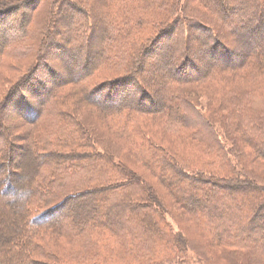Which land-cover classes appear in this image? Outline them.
Segmentation results:
<instances>
[{
    "label": "trees",
    "instance_id": "trees-1",
    "mask_svg": "<svg viewBox=\"0 0 264 264\" xmlns=\"http://www.w3.org/2000/svg\"><path fill=\"white\" fill-rule=\"evenodd\" d=\"M190 1L136 0L135 4L138 2L145 4V10L137 9L139 12L136 14L137 19L132 18L136 9L132 10L130 16L121 22L109 18L110 15L104 13L105 23L102 26H106V29L101 30L103 34L98 37V54L94 61L90 60V45L95 32V17L88 9L93 6L90 0H0V13H3L0 18L6 20L8 16H12L0 30V35L3 36L0 48L5 51L10 43L24 39L28 32L25 26L28 25L29 18L23 13L19 17V23L18 21L14 23V27L11 25L15 21L12 20L17 11L14 7L16 4L13 3H20L22 7L26 6L34 11L41 2H47L50 10L56 8L55 15L59 16V5L64 2L69 6L75 12L73 14L69 12L67 15L65 32L60 35L61 38H65V46H61L63 43H49L56 34L57 20L51 21L52 24L50 26L48 24L46 28L44 25L43 35V32L39 33L43 38L40 50L45 54L61 51L72 57L76 56L77 59L78 56L82 57L78 62L81 72L75 77L65 76L66 81L61 90L79 87L78 101L84 104L85 108L88 106L101 116L103 119L101 123L110 134L107 136L124 145L136 163L144 169L152 168L151 166L160 168L162 177L169 178L166 183L168 189L173 190L176 185L184 184L181 189L187 188L188 195L180 191L178 196H172V199L187 211L193 229L205 237V245L223 248L222 257L231 264H264V205L260 206V203L264 202V184L256 182L253 174L250 175L253 172L246 165H243L242 170L237 169L235 173L233 172L232 177L218 176L220 177L218 180H210L216 177L211 174L210 178L206 177L209 175L206 173L207 170L213 168L212 165L217 159L220 164L231 158L227 146L219 139L220 135L227 142L231 140L230 137L235 138L232 140L233 142L236 140L235 149L230 148L234 158L241 156L250 162L253 161L254 156L249 157L251 152H242L238 143L241 137L259 160L264 159V129L261 124L264 117L256 110L246 108L244 111L245 96L248 95L246 89L239 92L232 90L230 94L222 95L228 102L224 105L221 103L218 107L219 111L220 109L226 111L223 115L219 114L218 120L214 116L198 111L197 106L190 100L189 91L195 83L202 84L201 89H206L210 85L224 81L220 79L225 77V70L230 71L229 74H236V77L241 76V80L247 74L264 76V0H196L199 8L192 6ZM235 1H238L239 5L235 6L233 4ZM75 13H79L78 16ZM208 15H212L213 18ZM150 16L159 19L154 24L155 27L163 25V28L168 25L169 29L163 33L164 35L168 33L167 37L178 29V48L170 46L169 51L164 53L162 62L166 63L165 70L177 73L179 77L166 79L162 96L157 97L156 102L146 88L140 82L132 80L129 75L121 76L115 81L104 82L89 92L83 91L84 85L79 84L89 78L100 64L107 62L114 49H119L122 54L135 49L131 39H136L138 44L139 36L142 34L137 38L135 36L145 26L143 18H147L151 23ZM226 21H229V30L224 28ZM80 22H83V27L76 38L74 32L77 23ZM208 22L213 26L223 27L225 36L230 37L231 42L241 52L238 53L223 43L222 39L225 36H217L215 30L207 25ZM193 29L200 35L197 51H193L199 52L198 54L205 58L213 56L225 65H215L203 72L197 69L190 58ZM15 31L18 33L13 37ZM123 31L131 32V35L123 34ZM157 38H160V35L156 34L155 37L143 42V52L146 51V54L153 52V44ZM30 45L31 43L29 49L32 47ZM3 49L0 50V55L4 53ZM79 49H82V52L80 50L82 55L80 52H74ZM120 58L121 56H118L117 61L113 59L111 62L119 64L122 59ZM129 61L132 63L133 59L130 57ZM217 66L225 70L217 69ZM126 67L130 69L131 64ZM63 68L65 72L70 73L75 70H69L64 65ZM51 72L52 70H43L44 75L49 73L50 78L53 74ZM37 73L35 68L31 70L30 77L27 80L22 78L16 89L22 86V91L28 92L33 98H38L40 102L38 107L31 106L27 99L22 98H17L15 102L17 106L11 105L10 103L14 102L11 98L15 92L11 90L8 96L0 98V110L8 109L10 106L16 110L19 108L18 103L24 102L25 106H31L36 114L37 112L40 114L41 110L44 115L48 109L55 112V108L58 107L62 111L54 113L51 129L56 131L52 133L45 131L44 134L48 133L44 135L48 136L46 139L43 134L39 135L43 136L39 140L38 137L32 139V136H28L24 139V146L19 148L9 141L12 134L10 129L5 127L4 118L0 115V264H53L49 260L39 263L43 260L41 258L48 256L65 262L61 255L48 252L52 250V246L44 244L45 237L56 241L53 239L54 235L72 237L73 242L79 247L78 252L84 248L87 238L94 239L95 243L91 241L92 246L86 248L85 253V257H89L94 264H184L183 256L189 250V242L181 230L175 233L165 220V216L160 214L161 203L158 193L139 178L141 176H132L126 162L100 146L87 124L89 122L85 123L70 114L74 113L68 110L67 105L79 111L76 107L78 104H75V107L70 104V96L63 91L58 92L61 87L45 90L44 86L41 89L40 81H36ZM194 74L197 75L193 76ZM54 79H58L57 75ZM32 84L40 87V92L27 89ZM262 85L264 86V83ZM132 89L136 90L135 95L139 94L137 107L128 109L124 106L125 102L119 105L112 104V92L123 93L128 97ZM103 90L106 93L100 98V92ZM98 96L99 101L96 99ZM55 97H57L55 102H52ZM143 117L151 118L149 124L154 121L155 125L158 124L165 130L163 131L165 133L169 129L183 131L184 139L189 140L186 148L201 158L206 157L205 151H208L209 158L206 157L204 161L191 157L188 162L184 160L185 158L171 153L167 147L156 143L154 136L153 138L146 134H137L133 123L137 120L143 124L144 120L141 119ZM30 121L37 122V118ZM150 133L157 135L152 131ZM258 143L263 145L258 146ZM22 149H25L22 156L25 168L21 160H14ZM196 193H200L204 199L207 197L218 203L227 200L228 203L223 204L221 210L215 206H200L194 196ZM257 194L262 195L263 199L256 201L255 204L250 203L249 198ZM76 198L78 201L71 205L75 211L63 212L66 204L75 201ZM187 199L190 206L185 204ZM107 202L110 203L106 204ZM99 204L104 207H99ZM99 208H102L100 212ZM166 211L168 209L165 208V213ZM119 212L121 214L118 218L121 222L112 218ZM97 213L98 216L95 217ZM227 215L233 220H239L238 225H235L230 233L220 227V221L227 220ZM125 223L129 228L125 227L127 225ZM77 254L73 252L70 260L77 258ZM70 260L65 263L71 262Z\"/></svg>",
    "mask_w": 264,
    "mask_h": 264
},
{
    "label": "rangeland",
    "instance_id": "rangeland-1",
    "mask_svg": "<svg viewBox=\"0 0 264 264\" xmlns=\"http://www.w3.org/2000/svg\"><path fill=\"white\" fill-rule=\"evenodd\" d=\"M77 1V0H76ZM136 0H90V2H93V6L89 7V11L91 10L90 13H93L95 19H94V38L91 41L90 45V60L95 61L96 55L98 54V49H97V43H98V37L103 34L101 30L106 29V26H102L105 23V14L110 15L109 18L112 19H118L120 22L125 19V17L130 16L132 10L135 11V14L132 16V18H136L137 9L139 10H145V4L143 2H138L135 4ZM30 1H28L29 5ZM42 3V2H41ZM38 6V8L34 11H31L28 7L22 5L20 3H13L16 4L14 7H16V14L13 15L14 21L11 25L14 27V23H19V17L23 13L26 17L28 16V25L25 26L26 30L28 31L25 34L24 39H17L13 43H10L8 47H6L5 51L3 48L2 51L4 53L0 55V98L6 97L9 95L8 92L15 91L14 95L12 96L11 99H14L13 103H10L11 105H16V100L17 98H22L23 100L27 99V102L31 106H35L36 108L40 104L38 98H33L32 95H30L28 92L26 93L25 91H22V86L18 89H16L17 84L20 82L22 78H27L30 77L31 70L34 68L37 70L36 74V81H40L41 84V89L44 88L45 90H54L58 89V92H62L64 94H68L70 96L69 102L75 107V104H78L77 109L80 111H76L73 108H71L70 105L68 106V110L72 111L74 114L70 113L73 116H76L78 119H82L85 123H87L92 130L93 135L99 142L100 146L107 150L110 154L115 155L116 157L120 158L122 161L126 162L131 170V175L134 177L141 176L142 180H144L149 186H152V188L158 193L159 197V203L160 205V214L162 213L165 216V220L167 221L168 224L171 225V227L175 230L174 232L177 233L178 230H181L183 232V235L186 237V239L189 242V250L185 253L183 256L184 259V264H231L229 261H225L222 257L224 249L220 247V249L215 248V247H208L205 245V237H203L199 232H196L193 229V226L191 222L189 221V216L187 214V211L178 205L175 200L172 199V196H178L179 192H185V195H188V189H181L182 185H176L173 190L168 189L166 186V183L168 182L169 178L162 177V172L160 171V168H152L144 169L140 164L136 163V160L130 155L128 152L127 148L122 145L119 142H116L115 140H112L110 135L108 134L107 130L105 127L102 125L103 120L101 116L97 112H93L91 109H89L88 106L82 104L81 102L78 101L77 96L79 97V87L77 88H66L64 90H61L63 87L62 85L66 81L65 76H68L67 78L70 77H75L81 72V68L78 62L81 61V56H78V59L76 56L72 57L70 54L66 52H61L58 51L50 53V54H45L43 51L40 50V42L43 40L42 35L44 34V25L45 28L46 26H50L51 21L57 20L56 28H55V33L53 35V39L49 41L50 44H59L63 43L61 46H65L64 44V39L61 38V33L65 32L64 25L67 20V15L69 12H75L72 11V9L65 5L63 2L62 4L59 5V15L56 14V8H53L50 10L49 8V3L44 2ZM27 4V3H26ZM190 4L196 8H199L200 5H198L196 0H191ZM233 4L239 5L238 1L233 2ZM80 5V3H79ZM11 6V5H10ZM62 12V13H61ZM111 12V14H109ZM105 13V14H104ZM3 14V13H2ZM0 13V16L2 15ZM79 13H75L76 16H78ZM101 16H100V15ZM104 14V15H103ZM133 14V13H132ZM103 15V16H102ZM209 17H212V15H208ZM157 20L155 21V19ZM12 19V16H8L6 20ZM108 19V18H107ZM149 19L151 20V23H149V20L147 18H143L145 21V26L142 27V29L137 32L136 38L139 36V42L137 44L136 39H131V43L134 44L135 49L132 51H128L127 54H122L120 53L119 49H114L112 56H108L107 62L104 61V63L100 64L99 67L94 70L92 74H90L89 78H86L83 80V83H80L79 85H84L83 86V91H91L94 87L100 86V84H103L104 82L107 81H115L117 78H120L121 76H126L129 75L130 78L132 77V80L135 82H140L144 88H146V91L148 94H150L154 102L155 100L159 98V96H162L163 93V85L166 82L167 78H177L179 75L177 73H171L165 70V64L163 61V55L164 53H167L169 50L170 46H175L178 48V29L173 31L171 36L167 37L166 33L165 35L163 34L165 31L169 29L168 25L163 27L158 26L155 27L154 24L159 20L158 17H153L150 16ZM5 19L0 18V30L3 28L4 24H6ZM112 21V20H111ZM50 22V23H49ZM113 22V21H112ZM64 23V24H63ZM128 23V22H127ZM83 22L77 23L76 29L74 32V36L77 38L79 30L83 27ZM229 21L225 22L224 28L226 30H229ZM10 25V24H9ZM209 27H212L215 32L217 33V36L219 35H224L225 32L223 30V27H219L217 25L211 24L210 22L207 23ZM12 27V28H13ZM18 27V24L17 26ZM101 27V28H100ZM48 29V28H47ZM43 32V33H42ZM111 32V30H109ZM159 32V33H158ZM17 31H15L12 36L14 37L17 35ZM39 33H42V35H39ZM113 34V30H112ZM123 34L131 35V32L129 33L128 31H123ZM156 34L160 35V38H157L158 40L156 41L155 44H153V52L146 54V51L143 52V47L142 43L145 42L148 38L155 37ZM39 36V38H38ZM165 36V37H164ZM199 33L197 32L196 29L191 30V45H192V56L190 55V58L194 61V63L197 66V69L200 72H203L204 70H207L208 68L215 66V65H225V63L220 62L216 60L213 56L210 57H203V55L198 54L197 52H194L193 50H196L198 48L199 44V38H198ZM47 37V35L45 36ZM44 37V38H45ZM167 37V38H166ZM27 40V41H26ZM3 41V36L0 35V45ZM27 43H26V42ZM48 41V40H47ZM141 41V43H140ZM221 41V40H220ZM223 43H225L228 47L236 50V52L240 53L239 48L235 46L231 42V38H227L226 36L222 39ZM113 41H111L112 43ZM26 43V44H25ZM29 43H31L30 46L31 49H29ZM222 43V44H223ZM128 44V43H126ZM27 45V46H26ZM76 46V45H73ZM49 47H52V45H49ZM52 49V48H50ZM82 52V49L75 50V53ZM139 51V52H138ZM80 52V54H81ZM138 52V53H137ZM141 52V54H140ZM145 53V54H143ZM43 54V55H42ZM122 54V55H121ZM79 55V54H78ZM82 55V54H81ZM189 55V54H188ZM92 56V57H91ZM116 56V57H115ZM118 56H121V62L118 63H112L113 59L116 60ZM133 59V62L129 61V59ZM238 57V56H236ZM177 60V59H176ZM117 61V60H116ZM109 62V63H108ZM75 63V66H74ZM163 63V64H162ZM130 69H127L126 66L130 65ZM64 67L72 70L75 69L74 72H65ZM175 65V64H174ZM177 66V65H175ZM217 66V69H222L225 70V68ZM47 69L48 71L52 70L51 73V78L48 74L43 73V70ZM225 77L220 79L224 80L222 82H217L214 85L208 86V88H202V84L195 83L194 85L191 86L190 91V100L194 103V105L197 106L198 111H202V113H205V115H210L214 116L216 120H218L219 114L226 113V111L220 109L218 110V107L220 106L221 103L226 104L228 102L227 99L222 98V95L224 93L230 94L232 90L234 91H240V90H248V95L245 96V105L244 106V111L247 110H256L259 112V114H262L264 117V86L262 85L264 83V76H254L253 74H247L243 80H241V76L236 77V74H229L227 70H225ZM194 73V72H192ZM183 74V73H181ZM245 74V73H243ZM55 75H57L58 79L55 80ZM197 74H194L193 76H196ZM128 76V77H129ZM192 76V75H191ZM244 77V76H243ZM50 79V80H49ZM260 79V80H258ZM25 80V82H27ZM196 80V79H195ZM210 81V80H209ZM24 82V84H25ZM211 83V82H210ZM255 83H261V85L257 86ZM86 84V85H85ZM134 84V82H133ZM209 84V83H208ZM200 87V88H199ZM26 88V87H24ZM32 89L33 91H38L40 92V87H36L35 84H32L31 86L27 87V89ZM237 90H235V89ZM30 89V90H31ZM132 91V92H131ZM129 93L131 95H128V97H125V94L123 93H113V101L112 104L115 103L116 105L121 104L122 102H125L124 106H127L128 109L131 107L135 108L137 107V101L139 100V94H137L136 90L132 89ZM41 92V94H43ZM106 91L103 90L100 92V98H103L105 95ZM40 94V95H41ZM63 94V95H64ZM217 94L218 97H214ZM214 95V96H213ZM96 98L97 100L99 99ZM38 97V96H37ZM158 97V98H157ZM55 97L52 102H55ZM216 99V101H215ZM1 100V99H0ZM101 100V99H100ZM99 101V100H98ZM150 103V102H149ZM146 103V104H149ZM18 111L13 109V107H9L8 109H1L0 110V115L3 116L4 118V125L5 127L7 126L10 129V133L12 134L9 138V141L13 143L14 146H17L19 148L22 146L25 141L24 139L26 137L32 136V139L35 137H38V140L43 137L45 131L46 132H54L56 129H51L53 127V119L55 118L56 112L62 111L61 108L58 107L55 108V112L50 109H48V112L45 113L44 115L42 114L40 110V114L35 111H33V108L29 105H26L24 102H20ZM17 106V105H16ZM86 109V110H85ZM216 112V113H215ZM69 113V112H68ZM214 113V114H213ZM94 114V115H93ZM216 114V115H215ZM126 115V114H125ZM38 116V117H37ZM33 118H37V122L35 121H30ZM40 118V119H39ZM39 119V120H38ZM143 121V124L140 122L135 121L133 123L134 128L137 130V134H146L149 135L150 137H155V142L159 143V145H162L164 147H167L171 153H174L178 155L179 157L185 158V161L190 162L191 157L197 158V159H206L209 158L210 154L208 151H203L205 153L206 157H198L197 155H194L188 148L187 142L189 140L184 139V134L183 131L181 130H175V129H169L167 133L163 132L165 131L162 129L158 124L155 125L154 121H151L149 124V121L152 120L149 117H143L141 118ZM146 120H148L146 122ZM262 122L261 124L263 125L264 129V119H261ZM233 121V120H232ZM260 121V120H259ZM258 121V122H259ZM93 124V125H91ZM97 124V125H95ZM117 124V123H116ZM161 126H163V123H161ZM217 127H219V123H217ZM163 133H161V131ZM43 131V133H41ZM150 131L155 132L157 135H153L150 133ZM237 133V132H236ZM43 134V136H39ZM237 137L239 136L238 133L236 134ZM48 136H44L46 139ZM52 137V136H51ZM153 137V138H154ZM231 140L229 142L225 141L224 138H222V135H220V140L224 143V145L227 146V149L229 150L231 154V158L226 159V161H222L219 164V160L217 159V162L213 163V168H209L206 173V177L210 178L211 175L216 176L213 178H210V180H218L220 177L218 176H224V177H232L234 176L233 172L235 173L238 170H242L243 165H246V167H249V169L253 172L250 175H252L256 180V182H260L262 185L264 184V159L259 160L252 152L250 151L249 147L243 142L242 138L239 137L238 143L241 145V149L243 150L242 152H247L250 153L249 157H253V161L246 160L244 157L239 156L237 159L234 158L233 154L231 153V149H235V142H233L235 139L234 137H230ZM228 139V138H227ZM153 140V139H152ZM233 140V141H232ZM229 145V146H228ZM263 145V144H259ZM24 146V145H23ZM231 148V149H230ZM260 149V148H259ZM238 150H240L238 148ZM262 152V149H261ZM25 153V149H22L20 154L15 156L14 160H21V164L25 168V161L24 158L22 157L23 154ZM256 153V152H255ZM239 154V153H238ZM237 155V154H235ZM247 158V157H246ZM205 161V160H204ZM246 161V163H244ZM15 164L13 163V166ZM149 165V164H148ZM242 165V166H241ZM16 167V166H15ZM238 167V168H237ZM20 169V168H18ZM22 170V169H21ZM130 172V171H129ZM137 173V175H136ZM211 174V175H210ZM170 177V175H167ZM210 176V177H209ZM245 178L247 175L244 176ZM218 178V179H217ZM20 187V185H19ZM152 193V192H151ZM153 194V193H152ZM173 194V195H172ZM196 202L200 206H215L216 208L219 207V210L222 209L224 206L223 204H227V200H224L223 202L218 203V201H212L210 198L207 199V197H204L200 195V193H196L195 195ZM262 200L263 196L262 195H254L253 197L251 196V199L249 198V202L252 204H255L256 201ZM78 200L77 198L75 201H70L68 204H66V207H64L63 212L68 211L69 213L72 211H75L74 207L71 206L73 205V202L76 203ZM110 202L112 200H109ZM110 202H107L106 204H109ZM263 203V204H262ZM260 203L264 205V202ZM185 204L190 206L189 200H185ZM104 207V205L99 204V207ZM164 206V208L162 207ZM106 207V206H105ZM165 208L168 209L165 213ZM99 208V211L100 212ZM262 212V211H261ZM121 212L116 213L115 216L113 215L112 218H114L116 221L121 222V220L118 218ZM98 216V213L96 214L95 217ZM101 217V216H99ZM227 220H221L220 221V227L223 228L224 230L230 231L237 226L239 223V220L234 219L230 217L229 215L226 216ZM123 221V220H122ZM123 223V222H122ZM127 224V223H125ZM125 227L129 228V225L127 224ZM207 234V233H206ZM44 239V244L45 245H50L52 246V250H49L51 254L57 255V256H62L64 261H69L71 255L73 252L78 253L77 258L71 259L69 263L61 262L58 260H55L51 257L48 258H41L43 260H40L39 263H44V262H53V264H94L93 261H90L89 257H85L86 253V248L91 247L92 242L94 239L92 238H87L84 242V248L80 249V252H78L79 247L76 245V242H73L72 237L68 235H63V236H58L54 235L53 239L56 241L49 240V238L45 237ZM109 240L108 238H105ZM46 240V241H45ZM262 245V244H260ZM264 246V245H263ZM262 247V246H261ZM47 249V248H46ZM84 249V250H83ZM83 250V251H81ZM84 252V253H83ZM208 262V263H207ZM242 264V263H241Z\"/></svg>",
    "mask_w": 264,
    "mask_h": 264
},
{
    "label": "bare ground",
    "instance_id": "bare-ground-1",
    "mask_svg": "<svg viewBox=\"0 0 264 264\" xmlns=\"http://www.w3.org/2000/svg\"><path fill=\"white\" fill-rule=\"evenodd\" d=\"M263 28H264V26H263Z\"/></svg>",
    "mask_w": 264,
    "mask_h": 264
}]
</instances>
